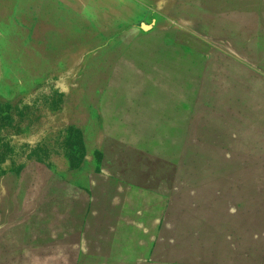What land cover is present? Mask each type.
I'll return each instance as SVG.
<instances>
[{
	"label": "rangeland",
	"instance_id": "374dc122",
	"mask_svg": "<svg viewBox=\"0 0 264 264\" xmlns=\"http://www.w3.org/2000/svg\"><path fill=\"white\" fill-rule=\"evenodd\" d=\"M6 143L0 264H264V0H0Z\"/></svg>",
	"mask_w": 264,
	"mask_h": 264
},
{
	"label": "trees",
	"instance_id": "16d2710c",
	"mask_svg": "<svg viewBox=\"0 0 264 264\" xmlns=\"http://www.w3.org/2000/svg\"><path fill=\"white\" fill-rule=\"evenodd\" d=\"M6 140V139H5ZM6 141H8V140H6ZM6 145H9V143H6V144H4V147H3V150L2 151H0V154H1V157L2 158H4V159H6L7 158V154H9V149L8 150H5L6 148ZM8 147V146H7ZM13 151V150H12ZM38 153V151H37V149L36 148H34L33 150H32V152H31V155L30 156H32V155H35V154H37Z\"/></svg>",
	"mask_w": 264,
	"mask_h": 264
},
{
	"label": "crops",
	"instance_id": "0c3cea01",
	"mask_svg": "<svg viewBox=\"0 0 264 264\" xmlns=\"http://www.w3.org/2000/svg\"><path fill=\"white\" fill-rule=\"evenodd\" d=\"M2 150H3V146H0V151H2ZM0 158H2L1 154H0Z\"/></svg>",
	"mask_w": 264,
	"mask_h": 264
}]
</instances>
